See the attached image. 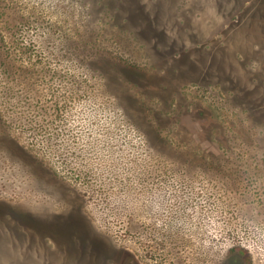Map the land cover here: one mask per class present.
<instances>
[{"label": "rangeland", "instance_id": "rangeland-1", "mask_svg": "<svg viewBox=\"0 0 264 264\" xmlns=\"http://www.w3.org/2000/svg\"><path fill=\"white\" fill-rule=\"evenodd\" d=\"M0 264H264V0H0Z\"/></svg>", "mask_w": 264, "mask_h": 264}, {"label": "flooded vegetation", "instance_id": "flooded-vegetation-1", "mask_svg": "<svg viewBox=\"0 0 264 264\" xmlns=\"http://www.w3.org/2000/svg\"><path fill=\"white\" fill-rule=\"evenodd\" d=\"M171 2H172V0H171ZM175 3H176V2H175ZM148 16H149V15H148ZM161 18H162V17H161ZM161 18L158 19L159 22H160V19H161ZM160 26H161V25H160Z\"/></svg>", "mask_w": 264, "mask_h": 264}]
</instances>
